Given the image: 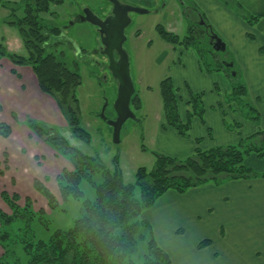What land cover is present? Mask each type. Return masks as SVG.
Here are the masks:
<instances>
[{
	"label": "trees",
	"instance_id": "obj_1",
	"mask_svg": "<svg viewBox=\"0 0 264 264\" xmlns=\"http://www.w3.org/2000/svg\"><path fill=\"white\" fill-rule=\"evenodd\" d=\"M62 2L63 0H0V6L10 11L7 23L18 28L27 50L26 55H20L9 51L0 42V60L6 57L15 65L31 66L41 90L56 100L74 135L89 142V133L80 125V104L76 95L77 88L82 83L81 74L55 53L47 52L49 33L59 34L60 29L53 27L47 30L40 17L42 13L50 12L52 5ZM225 3L228 4L226 1ZM236 5L241 10L242 5L239 2ZM188 8L190 15L195 16L189 15L190 25L186 36L180 38L162 25L157 26L158 33L164 40L175 45H198L203 42L202 37L210 45V36L216 33L205 13L193 4ZM21 9L23 14L20 15L18 12ZM243 17L246 19L247 16ZM252 18L253 21L248 20L249 24L259 22L262 15ZM227 50L224 52H228ZM231 63L233 66L230 69L225 64H220L216 70L228 73L236 67L235 61ZM160 87L164 127L175 129L183 137L188 136L193 118L203 117L204 108L199 104L201 95L188 99V113L184 120L179 112L178 90L172 79L168 77L162 80ZM238 88L245 91V85L234 87ZM131 106L137 110L142 107L137 92L132 97ZM1 109L0 105V111ZM13 117L16 118L15 115ZM26 125L74 166L73 170H63L57 182L64 204L73 199L80 201L81 207L71 227H58L47 238H40L37 227L42 226L44 231L50 232L52 219L43 210L35 213L31 208V199H27L26 205L21 207L15 201L18 196H13V200L4 190L1 195L10 205L12 214L0 210V244L5 251L0 257V264H20L14 246H18L27 256L26 264H174L169 253L157 243L151 224L141 219L143 211L155 205L169 190L186 193L206 183L220 185L228 180L258 177L243 164L244 152L256 150L263 154V148L256 145L242 150L243 143L208 150L197 147L186 160L154 152V167H140L135 183H125L118 159L115 160V169L111 170L100 158L86 155L72 146L57 127L32 118L26 120ZM11 133V127L0 122V136L8 138ZM256 138L264 145L263 131L256 132ZM2 174L1 170L0 175ZM84 181L94 187L95 196L92 199L84 198ZM34 187L47 199L51 211L62 209L56 196L43 182L36 180ZM142 241H145L144 249L141 247ZM208 244L210 240H202L198 248H204Z\"/></svg>",
	"mask_w": 264,
	"mask_h": 264
},
{
	"label": "rangeland",
	"instance_id": "obj_2",
	"mask_svg": "<svg viewBox=\"0 0 264 264\" xmlns=\"http://www.w3.org/2000/svg\"><path fill=\"white\" fill-rule=\"evenodd\" d=\"M4 1L20 2V0ZM121 1H126V3L145 8L148 12H131L130 16L132 21L125 30L127 39L124 43V49L129 55L130 74L136 92L142 100V108L137 110L134 106H131L135 113V118H130L123 124L119 142L114 141V127L109 122L117 117L115 102L118 96V82L110 70L109 58L101 53L103 45L97 28L90 22H76L77 17L82 14L85 9H90L95 14L104 18L110 14L112 4L108 0H63L60 4L52 5L50 12L40 15V17L43 18L47 30L53 27L60 29L59 34L49 33L47 52L55 53L61 60L65 61L69 67L78 70L81 74L82 83L76 91L80 104V125L89 133L90 141L86 142L75 136L70 127L62 128L60 133L67 138L72 146L78 148L86 155L100 158L111 170L115 169V160L118 159L124 182L135 183L137 170L140 167H146L147 169H152L154 167L156 162V155L154 152L176 157L180 160L188 159L194 152L191 149V143L187 141H185L184 144H182V142L177 143V139L171 137V135H159L161 124L160 117L163 115V98L160 84L162 80L168 77L172 79L173 83L186 79L188 83H185L183 88L188 93V99L198 94L201 95L199 104L204 108V113L202 115L203 117L197 118H202L208 126L206 134H199L202 136L195 142V147L210 149V147L216 145H226L225 143H227L228 140H230V142L234 141L231 145L239 146L243 143L242 150H245V148H248L250 145L259 146L263 148V154H259L256 150L244 152L243 164L258 175L255 179H263L264 145L257 140L256 132H264V113H262V110H260L258 106L259 98L255 101L252 97L253 93L250 91V84H248L247 79L244 77L242 65L237 58V54L230 47L229 50H227L228 52L214 51L212 45H209L206 38L203 37V42L199 43V46L191 45L186 47L183 44L174 45L164 40L157 31V26L162 25L166 30L177 34L180 38L186 36L190 25L188 6L193 4L203 12L199 6L201 0ZM220 1L224 3L226 1L228 7L234 14L247 24L249 27L247 38L253 41V43L255 42L261 45L260 52L264 55V14H262V18L259 22L249 24L248 20L253 21L252 17L259 15L257 14L258 11H252L248 5L240 3L239 0ZM235 1L242 5L241 10L239 9L240 7H237ZM262 8L264 7H261V9ZM260 11L264 12L263 9ZM204 13L208 22L216 23L215 20H211V18L208 17L206 12ZM18 14H23L22 9ZM191 15L195 16L194 14ZM243 15L247 16V20ZM9 16L10 11L0 6V42L5 45L9 51L20 55H26L27 50L18 28L7 23ZM214 27L212 26L219 37L225 36L218 28L222 27L226 34L225 23L220 21L219 24H215ZM181 47L194 51L198 55L201 68L204 71H210L213 74L222 71L221 73L224 74L222 77L224 82L221 81V84H214L213 90L227 108L224 118L226 128L230 129L233 133H237L239 138L234 139L233 136L229 137L224 135L217 124L209 123L206 117L205 100H207L209 94H211V88L197 75L196 71L191 66H189L188 70L183 72L178 69L177 54L180 52L179 48ZM213 51L216 52V55ZM234 61L236 62L234 70L228 73L224 70H216L218 65L230 64ZM226 67L228 69L231 68V66ZM227 84L229 85L228 90L224 88ZM240 84L242 86H248V90L243 91L241 89L239 90V88L234 89V87L236 88L240 86ZM201 90H205L206 92ZM190 92L192 94L191 96ZM221 102L219 104H222ZM181 106L182 103L180 102V114ZM104 111L105 115L103 116L102 113ZM193 111L194 109L192 108V112ZM233 114L236 118L231 117ZM45 185L48 187L47 184ZM50 185H53L55 189L59 188L58 184ZM218 186H221V188L223 187V190H226L230 197L231 195H235L238 196L239 199L256 197L258 196L255 195L256 192H262L264 190V184H252L251 188L246 187V189L244 184H220ZM261 186L263 188H260ZM82 189L84 191V198L92 199L95 196L94 187L87 181L82 183ZM9 195L11 197L16 196L13 192L9 193ZM35 198L36 199L26 197L21 199L18 197V199H15V197H13V200L15 199L18 205L24 207L27 199H31V208L35 213H39L43 210L44 213L52 219L50 232L44 231L42 226L37 227L36 230L40 238H47L51 231L58 227L63 229L71 227L79 215L81 207L80 201L70 199L64 204L59 189L58 197L56 198L62 209L55 212L50 210L47 199L41 193L37 194ZM0 202L4 204L7 212L0 210L12 214L10 205L2 198V195L0 196ZM252 205L253 204H250L244 199L242 205H239V208L245 209L247 207H252ZM248 214L249 213L245 210L236 212V217L240 220L242 225L234 226L235 221H232L233 224L229 221V227L231 229H227H230L231 232H236L237 228L242 227L253 218L245 217V215ZM141 219L143 218L141 217ZM231 219L232 217L229 216L228 220ZM209 223L211 224V222ZM199 226H201V224ZM202 232V230L197 232L193 231L188 235V239H194ZM232 235L235 236L232 238L236 240L233 242L239 245L248 246L254 241V239H249L248 237L247 240H249L245 241L242 235ZM216 246H219V243H217ZM141 247L143 249L145 248V241H142ZM13 248L16 252V257L19 258L20 264H26L27 256L24 252L18 246H14ZM4 252V248L0 244V257ZM256 252L258 251L256 250ZM221 253L224 252L221 251ZM228 255L231 256L232 254L229 252L225 255L221 254V261L228 257ZM240 259L241 261L243 260L242 255H240Z\"/></svg>",
	"mask_w": 264,
	"mask_h": 264
},
{
	"label": "crops",
	"instance_id": "obj_3",
	"mask_svg": "<svg viewBox=\"0 0 264 264\" xmlns=\"http://www.w3.org/2000/svg\"><path fill=\"white\" fill-rule=\"evenodd\" d=\"M239 2L248 5L252 11H258L259 15L264 14L260 11L264 10V8L261 9L264 7V0H239ZM199 4L203 12H206L211 20H215L216 23L209 22L213 27L220 21L226 24V34L222 27H218L225 35L220 36L227 44V49L229 50L230 47L237 54L244 77L250 84L252 97L255 101L259 98L258 106L264 113V55L260 52L261 45L247 38L249 27L226 3L220 0H201ZM179 51L178 69L183 72L191 66L211 88V94L205 100L206 117L209 123L217 124L224 135L233 136L234 139L239 138L237 133L226 128L224 118L227 108L213 90L214 84L224 82L222 71L214 74L210 71L206 72L201 68L198 55L194 51L182 47ZM185 83H188L186 79L174 83L182 103L181 118L184 120L188 113V93L183 88ZM224 88L228 90L229 85L227 84ZM245 90H248L246 85ZM220 102L222 104H219ZM0 105L2 107L0 122L7 123L12 129L8 138L0 136V171H3L0 176V194L6 190L8 193H15L21 199L26 197L36 199L39 193L35 190L34 184L36 180H39L47 184L58 197L59 188L55 189L50 184H58L59 174L65 169L73 170L74 166L26 125V120L32 118L57 127L59 132L62 128L69 127L56 100L41 90L31 66L15 65L5 57L0 60ZM231 117L236 118L234 114ZM160 120L159 135H171L177 139V143L184 144L187 141L191 143L193 151L196 148L195 142L203 133L206 134L208 129L203 119L194 117L189 135L183 137L175 129L164 127V110ZM201 133L202 135H199ZM233 142L228 140L226 145L219 146H228ZM214 147L217 145L210 149ZM223 184H244L246 189V187L251 188L252 184H264V178L228 180ZM255 195L258 196L244 198L253 204L252 207L244 209L239 208L244 199H239L235 195L230 197L223 187L215 183H206L186 193L169 190L155 205L144 210L141 217L151 224L157 243L169 253L174 264H264V190L256 192ZM0 209L7 212L2 202H0ZM241 210L249 213L245 217L253 218L237 228L236 232H231L229 221L231 223L235 221L234 226L242 225L236 217V212ZM229 216L232 217L231 220H228ZM225 227L230 229L226 230ZM200 230L203 231L201 234L194 239H188L191 232ZM232 234L242 235L245 241L250 238L254 241L248 246L239 245L233 242L236 240L233 239L235 236ZM205 239L210 240V244L204 248H198V244ZM217 243L219 246H216ZM228 252L232 255H228L221 261L220 255ZM240 255L243 256L242 261Z\"/></svg>",
	"mask_w": 264,
	"mask_h": 264
},
{
	"label": "water",
	"instance_id": "obj_4",
	"mask_svg": "<svg viewBox=\"0 0 264 264\" xmlns=\"http://www.w3.org/2000/svg\"><path fill=\"white\" fill-rule=\"evenodd\" d=\"M112 4L111 12L106 17L95 14L90 9H85L76 22H90L93 24L101 38L102 54L109 58V67L118 82V96L115 102L117 117L109 121L114 127V141H120V132L123 124L130 118H135L131 108L132 97L136 88L130 74V60L124 43L127 39L125 30L131 23V12L147 13L148 10L121 0H108ZM203 23V21L201 22ZM210 43L214 51H226L227 44L217 34L210 36ZM226 66H233V63ZM105 115V111L102 113Z\"/></svg>",
	"mask_w": 264,
	"mask_h": 264
}]
</instances>
